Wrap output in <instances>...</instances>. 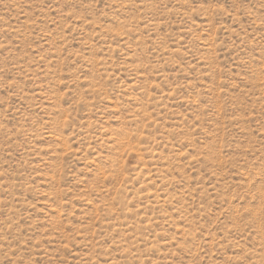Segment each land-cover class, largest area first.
I'll list each match as a JSON object with an SVG mask.
<instances>
[{"label": "rangeland", "instance_id": "374dc122", "mask_svg": "<svg viewBox=\"0 0 264 264\" xmlns=\"http://www.w3.org/2000/svg\"><path fill=\"white\" fill-rule=\"evenodd\" d=\"M0 264H264V0H0Z\"/></svg>", "mask_w": 264, "mask_h": 264}]
</instances>
